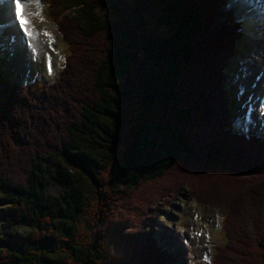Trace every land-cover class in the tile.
<instances>
[{"label":"trees","instance_id":"1","mask_svg":"<svg viewBox=\"0 0 264 264\" xmlns=\"http://www.w3.org/2000/svg\"><path fill=\"white\" fill-rule=\"evenodd\" d=\"M54 1L76 24H59V80L17 88L0 77V264H169L153 229L157 208L144 221L120 216L155 200L183 167L245 185L229 204L198 198L224 215L213 264H264V137L235 123L228 73L241 35L218 23L219 1L116 0L104 12L105 0ZM229 147L247 164L232 163Z\"/></svg>","mask_w":264,"mask_h":264},{"label":"rangeland","instance_id":"2","mask_svg":"<svg viewBox=\"0 0 264 264\" xmlns=\"http://www.w3.org/2000/svg\"><path fill=\"white\" fill-rule=\"evenodd\" d=\"M44 1L24 0V3L26 2L27 4L32 5L35 8L34 14L37 16H39L38 13L40 12V10L38 9L39 4H43L44 6H47V9L49 7L51 9V15L53 21L59 24L63 23L64 25L62 27L66 32L73 31V29L75 30L76 24L73 22L71 24V19L72 16L74 15L72 11L62 10V12L60 13L56 7L62 6L63 8V5L57 4L54 0H51L53 2V5L50 0H44ZM105 1L106 3L104 4H106V6L103 5L105 8H101V12L107 11L106 8H108V6L113 4L114 1L116 0H105ZM117 1L120 2V5L123 3H127V4L129 3L130 5L131 4L133 5V3L135 2V0H117ZM245 1H244L245 4L248 3V1L257 3V0H245ZM259 1L261 4L256 6L257 8L255 7V3H253L254 7H250L254 10V12L256 10L260 11L264 9L263 0H259ZM5 2H10V1L0 0V11L3 10L2 8L3 6H6L8 4V3L5 4ZM2 3L3 6L1 7ZM230 8L234 10L233 5H231ZM154 12L155 10L148 9V11L145 14L146 19H149L150 21L153 22L156 21V16ZM234 13H235V18L237 19V21H239L238 12L234 11ZM0 16H1L0 21L4 26V30L6 31V34L10 36L9 38H12V36L14 35L13 36L14 44H8V41L2 39L4 38L5 34L3 32V29H0V75L7 77L8 80L12 84L16 85L17 88H29L30 85L33 84L32 80L35 79L31 78L33 76V71H32L33 64L31 67V71H32L31 72L29 68L31 62L28 61V56L25 50H27V48H30L31 46L28 45V43L27 46L24 44L26 37L24 38L23 32H20V30H17L18 32L14 31V29H17V25H19L18 24L19 20L18 19L16 20L15 16H12L11 14L6 17H3L2 15ZM39 17L41 18V16ZM13 20L15 22V25L13 27H10L8 21H13ZM247 20H245V23ZM251 20H254L253 16ZM245 23H243L242 29L247 31L248 28L245 26L246 25ZM262 24L263 25L260 27H257L258 25L254 26V30H257V33L260 31L258 34L256 33L257 35L255 34V37L249 35L246 36V39L242 38L241 40L242 42L239 44L241 45L238 51L239 54L237 55L240 61L239 60L237 61V57L236 58L234 57V59H232L233 63L235 62L238 63V68L240 71V73L238 74L236 69L235 73L233 74L234 77L233 80H235V84L233 85L234 87L233 93L235 95L234 100L236 103V116L238 117L242 109H244L243 113H245L247 108L248 112L245 115V119L253 120L255 121V123H258L255 124V130L254 131L249 130V133L255 132V134H259V135H264V127H262L261 129L259 128L260 122L261 123L264 122V116H263L264 104L257 105V103L254 101V98L248 101L247 88L251 86L248 83L251 72L254 70L257 73H261V70L258 69L257 67L254 68V66L257 65V59L259 58L257 55L259 48V44L257 40L259 39L261 40L264 38V23ZM63 29L59 28V32L55 34V38L58 40L57 48L60 49L64 54L66 49L64 45V37L61 36ZM74 32H76V30ZM75 34L77 39H79L78 42L82 44L80 33L77 32ZM32 35L34 36V39L33 37L31 36L29 37V35H26L28 36L27 39L32 38L33 40H35L36 35H34L33 31H32ZM43 42H45V40H43ZM31 49L28 50V52L31 55H33L31 53ZM19 57H21V62L23 64V67H20L18 65V62L16 61ZM31 61L33 62L34 58H32ZM35 61L36 62L38 61L37 57L35 58ZM222 63L223 61L217 59L214 63L213 68L216 71L218 70L220 71L221 69L220 66L222 65ZM75 65L77 68V73L81 74L82 68L79 67L78 64ZM58 66L60 67V69L57 72L58 73L57 75L53 71H52L53 76L52 75L48 76L47 74L41 73L40 75L41 78L39 80L43 81L44 85H53L54 83H56V81L59 80L60 78L62 70L64 69V68L61 69L60 62L58 63ZM258 77H259L257 79L258 81L261 82L264 80L262 77L260 76ZM240 84H244V86L247 88L245 89L243 85L240 88L239 86ZM238 88H240V91L238 90ZM244 91H247V96L246 95L242 96V94H246L244 93ZM243 103L245 105L241 107ZM253 103L255 104V107L254 110L252 111L251 109L253 107L252 105ZM240 119H243V117H240ZM241 128L243 129L245 128L246 130L249 127L246 125L244 126L241 125ZM198 136L200 135L198 134ZM158 137H162V135L158 134ZM202 140L200 137L199 141ZM235 147H240V146L235 145ZM4 149L5 148H3L2 152L4 151ZM229 155L231 157L232 163H241L243 165L247 164L249 158L247 157V155L244 154V150L240 151L234 147H229ZM17 164L18 166H20L21 165L20 161H18ZM200 168L201 167H198V171L194 170L195 172L190 170L188 171L187 168L185 167H183L182 170H178L176 168L175 172L173 171L163 179L164 180L163 184L165 186L163 190L160 191V194L155 198V200L151 198L147 199V202L143 204L142 208H138V209L134 208L133 210H131L132 212L130 211V209H128L130 212L123 210L120 216V218H123L125 217V214H127L129 218L125 221L132 220V218L137 219V221L139 219L144 221V219L147 220L146 217L144 216L145 214H147L146 211L148 213L153 211L154 213V210L157 208L158 213L155 216V220H154L155 223L154 226L152 223L151 227L153 226V229L156 228V233H157L156 238H157L158 246L160 249L162 247H165L164 249L168 248L173 251L177 250V253L175 254L176 257H174L171 262H168L169 264H179L177 263V260H181L183 262L181 264H210L211 255L208 252L212 249V253L214 254L215 247L217 245H220L221 242H223L221 240L222 223L224 222L223 212L220 211L219 208L216 207L214 208V207H210V205L206 206L199 203L202 201H199L198 198H201L203 200H210V202L214 201L216 204H221L222 202H224L225 204H229L230 202L232 203L234 198L241 197L242 195L245 194V190L242 187L245 185L242 184L244 182H242L241 180L237 178L235 180H232L225 177L216 178L215 176L214 178L211 175V173H207V170H201ZM238 172H240V170H238ZM244 175L247 174L244 173ZM251 183L254 184V182ZM257 184L259 183L254 184V186ZM51 190L54 193L58 194L59 191L61 190V187L59 184H53L51 186ZM215 200H219V201H215ZM152 201H154L153 202L154 204L156 202V205L149 203ZM130 206L133 207L132 204ZM1 207H4L3 209H7L8 205H3ZM237 211L238 210H236V213L238 215V221L243 224L244 221L246 222V218L244 216L239 217ZM119 212H121V210H119ZM256 216H260V215L259 214L255 215L254 218H256ZM147 218L149 219L150 217ZM23 227L25 229H28L27 226H23ZM1 228L2 227H0V229ZM249 229L250 232L253 233V235L251 236V241L256 240L255 238L258 235L257 229L259 228L256 227L254 223H251ZM205 241L208 242L209 244L206 245L207 249L205 250V252H203L202 248ZM229 257L230 259L234 258L240 262V257L237 254L236 255L231 254L229 255ZM230 261L231 260H229L228 264H235L233 261L232 262Z\"/></svg>","mask_w":264,"mask_h":264},{"label":"bare ground","instance_id":"3","mask_svg":"<svg viewBox=\"0 0 264 264\" xmlns=\"http://www.w3.org/2000/svg\"><path fill=\"white\" fill-rule=\"evenodd\" d=\"M245 1V0H244ZM246 2V1H245ZM21 4L24 5L23 9H20L19 12L14 7L13 2L8 3L6 6H3V10L1 11V15L3 17H6L8 15H19L23 12L24 19L28 21V28L29 30L33 29L34 35H36V39L32 42V49L31 53L37 57L38 61L33 63V75L34 74H41V73H48L50 71H53L55 74L58 71V63L62 61V53L57 48L58 40L55 38V34H57V29L54 24L49 23L44 20H40L38 16L33 15L34 8L28 5H25L22 1H20ZM253 3L255 2H248L243 3V5H250L254 6ZM264 3V0H263ZM231 5L234 6V8L239 7L238 3H231ZM240 8V7H239ZM241 10V9H240ZM232 9L229 7L226 9V12H230ZM255 20H247L246 21V27L248 28L250 35L255 37L254 33V26H256ZM264 23V22H263ZM20 25L24 28L22 22H19ZM257 35V34H256ZM257 39V38H256ZM259 39V38H258ZM45 40V42H43ZM256 41V40H255ZM259 44L258 48V59H257V65L254 66L261 70V73H257L256 71H252L249 76V82H256L259 78L258 76L262 77L264 79V38L257 40ZM23 58V57H22ZM18 65L20 67H23V64L21 62V57H19L17 60ZM25 69V68H24ZM260 82V81H259ZM261 86L259 91H261V95H264V80L259 83ZM251 109V108H250ZM252 110V109H251Z\"/></svg>","mask_w":264,"mask_h":264},{"label":"snow or ice","instance_id":"4","mask_svg":"<svg viewBox=\"0 0 264 264\" xmlns=\"http://www.w3.org/2000/svg\"><path fill=\"white\" fill-rule=\"evenodd\" d=\"M15 3H16V5L18 6V8L23 9L24 5L20 3V0H15ZM19 18H20V20H21V22H22V24H23V26H24V31H25L29 36H31V35H32V32L29 30V28H28V26H27V25H28V21H26V20L24 19L23 12L20 13Z\"/></svg>","mask_w":264,"mask_h":264},{"label":"clouds","instance_id":"5","mask_svg":"<svg viewBox=\"0 0 264 264\" xmlns=\"http://www.w3.org/2000/svg\"><path fill=\"white\" fill-rule=\"evenodd\" d=\"M170 259H172V258H170ZM170 259H169V260H170Z\"/></svg>","mask_w":264,"mask_h":264}]
</instances>
